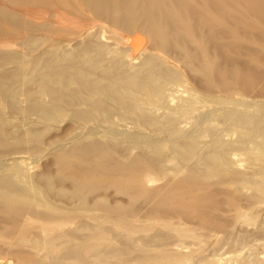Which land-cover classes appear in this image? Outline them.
I'll return each mask as SVG.
<instances>
[{
  "label": "rangeland",
  "instance_id": "1",
  "mask_svg": "<svg viewBox=\"0 0 264 264\" xmlns=\"http://www.w3.org/2000/svg\"><path fill=\"white\" fill-rule=\"evenodd\" d=\"M222 1L214 34L0 22V264H264V0Z\"/></svg>",
  "mask_w": 264,
  "mask_h": 264
},
{
  "label": "bare ground",
  "instance_id": "2",
  "mask_svg": "<svg viewBox=\"0 0 264 264\" xmlns=\"http://www.w3.org/2000/svg\"><path fill=\"white\" fill-rule=\"evenodd\" d=\"M2 1L0 0L1 3H2ZM4 1H5L4 4L7 3V6L9 5L10 9L9 8H1L0 9V22L1 21H8L11 24L17 25L19 22L17 19L16 10L17 9L19 10V8L22 6H30L31 8L36 7V8L45 10V11H49L52 13L51 15H55L57 17V19L61 18L66 23H68V24L70 23L73 25H74V23L76 24V23H81V22L84 24L87 20L93 19V18L105 19V20H108V21H111L114 23L121 21V24H125L126 27H132V26H136V24H139L140 27L144 30H147V32H149V34L152 33L155 35L157 33L156 36L158 37V39L160 36L161 37L175 36L176 34H178L180 28H178L177 20H180V21L185 20V22L187 20L192 21L190 24L191 28H189L192 32L193 31L198 32V30H200L201 28L207 27L209 29V32L214 34V33H216L215 32L216 29L214 27V19L216 18V15L220 11L218 9V5H217L218 0L217 1L216 0H204V2H202L203 4L200 3V0H4ZM189 1H190V3H189ZM227 1L228 0H223L222 4H229V3H227ZM251 1H250V3L255 2V1H253V2H251ZM239 3H241V1ZM254 4L258 5L259 3H254ZM229 5H231V3ZM231 6H229V7H231ZM233 6H234V4H233ZM258 6L261 7V5H258ZM229 7L224 6L223 10L226 11L227 9H229ZM254 7L255 6H253V8ZM31 8H29V9H31ZM233 9H236V7L235 8L233 7ZM20 10H24V9L22 8ZM20 10H19V12H20ZM236 10H238V12L241 13V11H239V9H236ZM229 15H232V14H229ZM45 16H47V15H45ZM254 17H256L258 19H263V21H264V14H256V15H254ZM237 18L239 20L238 16H237ZM47 20H52V19H50V17H48ZM64 21H62V22H64ZM53 22H55V21L53 20ZM82 23H81V26H82ZM235 23L236 24H234V25H236V26L238 25L240 27L244 26L246 29H251L253 27L252 25L247 24V23H243V22L242 23L235 22ZM64 25H62V27H64ZM115 25H117V24H115ZM184 25H185V23H184ZM232 25H233V22H232ZM43 26H41V27H43ZM47 27L44 28L45 31L48 33H51V35H54V36L57 34L59 35L60 33L62 34L61 31L64 29V28L61 29V27H58L55 24H54V26L52 25L51 27L50 26H47ZM73 28H75V27H73ZM67 29L70 30L71 25H70V28H68V26H67ZM236 29H239V27L238 28L236 27ZM65 30H66V28H65ZM72 30H71V32H73ZM154 30L156 32H154ZM181 30H183V29L181 28ZM238 31H240V30H238ZM71 32H70V34H71ZM67 33L69 34V31H67ZM251 33H253V32H251ZM68 34H67V36H68ZM65 35H66V32H65ZM229 36H226V37H229ZM136 37L137 36H135V38H133V39H136ZM148 37H146V38H148ZM62 38H63V35H62ZM136 40H135L136 42L131 41V42H135V48L140 45V39H136ZM146 41H148V40L146 39ZM163 46H165V45H163ZM135 51L137 52V50H135ZM78 249L81 250V248H78ZM75 250L77 251V249H75ZM85 250H87V249H85ZM107 261H108V259H107ZM111 262H113V261H111ZM114 263L115 262H113V264ZM123 263L124 262H122V264ZM105 264H110V263L105 262ZM116 264H118V263L116 262ZM124 264H126V263H124Z\"/></svg>",
  "mask_w": 264,
  "mask_h": 264
}]
</instances>
